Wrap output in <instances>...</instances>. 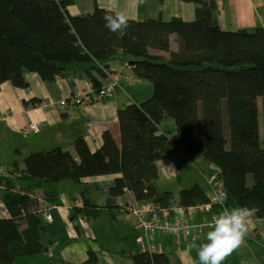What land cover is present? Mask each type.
I'll list each match as a JSON object with an SVG mask.
<instances>
[{"label": "trees", "instance_id": "16d2710c", "mask_svg": "<svg viewBox=\"0 0 264 264\" xmlns=\"http://www.w3.org/2000/svg\"><path fill=\"white\" fill-rule=\"evenodd\" d=\"M182 1L196 6L194 22L129 20L127 34L121 36L105 27V9L71 16L72 0H0V91L7 82L27 89L26 72L48 83L70 76L89 81L93 103L98 102L95 96L110 77V63L120 54L132 57L135 77L153 86L146 101L118 111L119 138L106 131L97 151L78 138L74 153L59 147L31 153L17 178L20 185L12 181L14 174L0 169L9 214L0 219V264L48 250L43 208L62 205L64 181L117 176L103 206L83 192L84 209L76 212L93 218L121 210L119 200L126 194L162 208L208 203L200 185L176 196L159 193L153 184L158 161L180 153L202 155L220 170L227 206H247L264 221V133L258 106V99H264V29L223 31L216 0ZM172 36L177 37V51L171 50ZM168 119L176 125L172 136L161 131ZM97 260L91 252L85 264ZM131 262L171 264L164 253L139 250Z\"/></svg>", "mask_w": 264, "mask_h": 264}, {"label": "crops", "instance_id": "0c3cea01", "mask_svg": "<svg viewBox=\"0 0 264 264\" xmlns=\"http://www.w3.org/2000/svg\"><path fill=\"white\" fill-rule=\"evenodd\" d=\"M121 3L125 4L126 0H121ZM216 3L218 24L223 31H254L260 27L264 29V0H216ZM105 5L106 0H72L68 13L71 16H83L93 13L96 8L110 11ZM128 11L129 20L137 22L159 19L169 22L175 18L185 22L196 20V6L182 0H143ZM178 48L177 37L172 36L171 50L177 51ZM153 53L169 57L166 52ZM133 61L132 57L123 54L113 60L110 63V76L119 83L115 94L84 106H75L71 102L76 91L92 95V84L84 79L66 76L48 83L42 81L37 74L26 72L25 78L29 85L27 89L17 88L10 82L3 84L0 91V169L5 168L14 174L16 178H12V181L15 183L24 170L25 158L31 153L58 147L74 153L73 144L78 138H84L91 150L97 151L103 144V134L106 131H110L118 139V111L133 104H141L153 93L150 82L135 77L131 68ZM107 81L108 79L104 84ZM32 100L48 104L49 107L44 109L31 104L27 106ZM64 100L68 102L66 107L60 105ZM263 101L262 98L258 99L259 113ZM30 122L40 125L39 132L25 136L22 129ZM161 131H167L172 136L176 129L168 119L161 125ZM200 158L203 161H199ZM205 162L200 154L188 156L180 153L176 157L162 158L158 161L159 177L153 184L159 193L172 192L176 196L190 185L199 184L204 189L198 170L205 169V164H208ZM170 166L174 167L175 173L166 169ZM208 166L210 174L202 173L205 175L207 197L211 198L208 178L213 175L220 177V170L213 165ZM194 170L198 172V178L189 173ZM116 178L117 176L94 177L86 178L80 183L62 182V205L48 208L51 220L42 216L48 228V250L22 258L13 264H85L91 252L98 258L93 264H132L131 256L137 250L164 253L171 264H199L197 248L207 242V228L192 238L176 239L172 235L156 233L147 240L145 232L136 226L135 220L128 217L125 210H106L97 218L87 216L84 212H76L84 209L83 192L96 204L105 205L108 191L114 186ZM181 178L185 181L180 182ZM2 195L0 188V219H7L9 214ZM123 199V202L135 200L131 194H126ZM120 211H124V217ZM137 238H141L143 244H137ZM190 244L196 247L189 253L187 248ZM148 246L154 249L150 251ZM222 264H264L263 220L252 214L244 244Z\"/></svg>", "mask_w": 264, "mask_h": 264}, {"label": "built area", "instance_id": "2783aa9c", "mask_svg": "<svg viewBox=\"0 0 264 264\" xmlns=\"http://www.w3.org/2000/svg\"><path fill=\"white\" fill-rule=\"evenodd\" d=\"M119 87L117 80L111 76L108 81L96 95L97 101L110 98L115 94L116 89ZM73 105L84 106L93 103L94 99L91 94L81 90L76 91L71 99ZM67 101H61L60 105L67 106ZM37 107L48 109V104H40ZM6 117V116H5ZM7 118V117H6ZM39 124L30 122L22 129L25 136L37 134L39 132ZM208 185L210 187L212 197L208 203L199 204L190 207H179L183 210L182 215L174 211V208H162L156 203H139L135 200L123 202L119 200L122 210H125L128 217L135 220L138 228L145 232L147 240H150L156 233L164 235H172L176 239L192 238L201 234V229L196 227L206 220L211 219L218 215L223 208L227 207V195L222 182L213 175L208 178ZM219 213H215L214 209ZM230 209V208H229ZM43 215L47 220H51V215L48 214V208H43ZM208 229V228H207ZM210 230V229H209ZM137 244H143L141 238L136 239ZM148 250H153V247L148 246Z\"/></svg>", "mask_w": 264, "mask_h": 264}, {"label": "clouds", "instance_id": "9594fccd", "mask_svg": "<svg viewBox=\"0 0 264 264\" xmlns=\"http://www.w3.org/2000/svg\"><path fill=\"white\" fill-rule=\"evenodd\" d=\"M142 2L143 0H126V3L122 4L121 0H106L105 7L110 11L103 17L105 27L113 33L126 35L130 18L128 9L135 8ZM166 169L175 173L172 166ZM173 210L182 215L183 210L179 207ZM252 214L253 210L247 206L232 209L225 207L211 221L206 220L197 225L196 227L201 230L210 229L205 236L207 242L197 248L199 264H222L228 256L241 247L244 244ZM194 247H196L194 244H190L187 252L190 253Z\"/></svg>", "mask_w": 264, "mask_h": 264}, {"label": "rangeland", "instance_id": "374dc122", "mask_svg": "<svg viewBox=\"0 0 264 264\" xmlns=\"http://www.w3.org/2000/svg\"><path fill=\"white\" fill-rule=\"evenodd\" d=\"M170 121H172V125H173V127H174V129L176 128V125H175V122H174V120H171L170 119ZM260 121H261V127H262V135H263V133H264V109H263V105H262V108H261V111H260ZM167 128L169 127V126H166ZM167 131H168V129H166ZM199 161H203V159L202 158H200V160ZM206 163V162H205ZM204 163V164H205ZM198 172L200 173V175H201V177H202V181H203V183H204V185H203V187H204V190L206 191L207 190V187H206V182H205V179H204V177H205V175L204 174H206V175H208V174H210V169H209V166H208V164H205V169H202V170H198ZM198 172L196 171V170H194L193 172H189V173H192V174H194V176L196 177V178H198L199 177V174H198ZM202 172H204V174L202 173ZM185 181V179H183V178H181L180 179V182H184ZM20 183H21V181L19 180V179H17L16 180V184H18V185H20ZM195 185H199V184H195ZM190 186H194V185H190ZM201 186V185H200ZM188 188H190V187H188ZM184 190V189H183ZM120 214H121V216L122 217H124V211H120Z\"/></svg>", "mask_w": 264, "mask_h": 264}, {"label": "bare ground", "instance_id": "6f19581e", "mask_svg": "<svg viewBox=\"0 0 264 264\" xmlns=\"http://www.w3.org/2000/svg\"><path fill=\"white\" fill-rule=\"evenodd\" d=\"M215 176H217V175H215ZM217 178L219 179V176H217ZM220 180V179H219Z\"/></svg>", "mask_w": 264, "mask_h": 264}]
</instances>
